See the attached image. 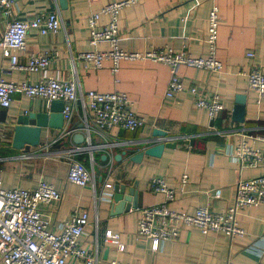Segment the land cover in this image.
Here are the masks:
<instances>
[{"label":"crops","instance_id":"obj_1","mask_svg":"<svg viewBox=\"0 0 264 264\" xmlns=\"http://www.w3.org/2000/svg\"><path fill=\"white\" fill-rule=\"evenodd\" d=\"M115 0H67L61 9L58 0H17L12 14L5 16L0 9V40L6 25L12 19H30L38 13L55 10L63 27L55 34H39L30 30L26 46L18 51V64L26 65L32 53L57 52L42 72L22 67L12 68L10 60L1 54L0 78L16 82L35 83L42 77L67 80L76 78L80 91H119L130 100V109L144 118L137 130L109 129L105 139L95 135L92 145L105 140L119 142L113 147V162L102 159L104 150H93L96 184L101 185L107 174L114 183L137 181V208L110 215V200L95 199L91 187H80L67 180L69 162L65 155L72 148L74 135L81 123L82 109L74 110L70 127L72 134L61 130L42 128L39 144L22 152L12 147L14 119L20 113L46 111L41 97L29 98L21 93L13 95L8 108H0V169L4 188H34L43 180L53 184L61 193L59 200L39 204L49 228L58 230L76 207L88 212L89 224L80 238L83 247L98 243L101 258L98 264H109L116 259L124 264H264V201L239 211L237 221L246 231L243 237H230L225 233L204 235L197 228L183 227L179 238L165 242L158 251L144 238H136L140 209L164 200L163 194L149 189L153 177H162L167 185L177 189L170 207L181 212H193L196 207L209 205L218 211L231 204L234 185L241 178L264 175V165L240 167L228 156L240 141L243 131L264 135V95L250 89L246 73L251 67L264 72V0H136L123 8L118 17L119 47L125 51H145L150 48L171 47L187 50L194 56H206L210 45L206 40L209 10L215 2L219 7V28L215 55L223 63L219 72L181 65L178 68L183 90L167 96L169 68L149 59L120 63L117 74L110 71V61L100 68L82 61L78 55L85 51L107 49L108 43L97 46L89 43L88 17L107 3ZM108 21L102 15L98 21ZM253 52V57L247 53ZM197 86L207 93H217L224 104L214 119L195 106V97L189 91ZM236 94H246L243 122L232 119ZM158 128L167 137L177 141L174 148H164L159 157L144 155L140 163L129 156L148 144H138L151 137ZM126 151L120 160L115 154ZM85 165L90 166L89 155L83 154ZM182 175L187 176L181 187ZM221 189L217 199L209 193ZM96 194L98 192L96 191ZM95 200L97 201L95 203ZM106 229L120 234L125 245L117 251L104 245ZM108 248L106 254L105 249Z\"/></svg>","mask_w":264,"mask_h":264},{"label":"built area","instance_id":"obj_2","mask_svg":"<svg viewBox=\"0 0 264 264\" xmlns=\"http://www.w3.org/2000/svg\"><path fill=\"white\" fill-rule=\"evenodd\" d=\"M17 0H0V9L5 16L12 14V8ZM136 2V0H115L104 5L100 10L92 13L87 19L89 43L97 46L107 42V49L85 51L78 58L100 68L105 61H110V71L117 74L123 60L135 61L149 59L166 65L169 68L170 78L167 83V96L183 90V82L178 68L181 65L202 68L208 71L219 72L223 63L216 57L215 48L220 22L219 7L213 2L207 24L206 40L210 45L206 56H194L187 50H174L171 47L150 48L145 51H125L119 47L118 17L120 11ZM102 15L108 17L104 26L98 21ZM63 27V21L55 10L36 14L30 19H12L6 25L0 40V50L3 57L10 60L12 68L22 67L29 71L42 72L57 52L45 51L32 53L26 65L18 64L17 52L26 46V38L30 30L39 34H55ZM248 52V57H253ZM248 86L258 94V100L264 95V72L259 67H251L246 73ZM195 97V106L207 112L209 119L224 109L217 93H207L197 86L189 88ZM16 93L24 94L29 98L41 97L46 105L52 100H62L64 117V134H72L70 123L80 104V129L84 135L82 143L68 149L65 153L69 166L67 180L80 187H91L95 199H110L113 191V182L107 174L97 191L93 150H104L106 161L110 165L114 156L111 152L119 142L105 140L92 145V137L97 135L105 139L109 129L117 127L123 130L134 131L145 123L143 117L130 109L128 96L119 91L99 92L88 90L80 91L76 78L67 80L54 77H42L35 83L29 81L16 82L0 78V108H8ZM70 125V126H69ZM241 139L228 156L240 167H258L264 165V135L243 131ZM173 140L171 137H156L155 141ZM89 155L90 166L78 159L80 155ZM187 176L182 175L181 187L186 183ZM149 189L163 194L164 200L140 209V217L136 238H144L151 244V250L158 251L167 241L177 240L183 227L197 228L202 234L225 233L230 237H243L246 231L237 221L239 211L248 206H257L264 201V175L251 178H241L234 185V195L231 204L215 211L209 205L196 207L193 212H181L170 207L176 198L177 189L169 187L162 177H153L149 181ZM96 191L98 194H96ZM211 199L221 195V189H214L209 193ZM61 193L46 181H39L34 188L2 186L0 169V264H98L101 253L98 243L94 247H83L80 238L90 219L88 212L76 207L70 217L65 220L58 230L49 228L39 204L59 200ZM97 201L95 200V203ZM264 240V239H263ZM104 245H112L117 251L125 249L120 234L106 229L102 236ZM109 264H124L116 259ZM227 264H234L227 262Z\"/></svg>","mask_w":264,"mask_h":264},{"label":"water","instance_id":"obj_3","mask_svg":"<svg viewBox=\"0 0 264 264\" xmlns=\"http://www.w3.org/2000/svg\"><path fill=\"white\" fill-rule=\"evenodd\" d=\"M61 9L67 7V0H58ZM246 94H236L235 104L232 109V119L237 122H243L245 117ZM64 102L62 100H52L46 107V111L20 113L14 119V134L12 139V147L22 152L30 151L31 147L37 146L40 140L42 128H50L62 130L64 128L63 110ZM83 123H79L77 129H82ZM73 131L74 127H70ZM167 132L158 128H154L151 137H165ZM74 142L82 143L84 140L83 133L74 135ZM138 144H148L143 146L129 156V160L140 163L144 155L159 157L164 148H174L177 144L176 140L155 141L153 139L141 140ZM126 151L115 154V160H120ZM107 155L103 153L102 159H106ZM137 181L133 183L120 182L116 180L113 183V191L110 200V215H117L128 212L131 208H137ZM108 248L105 249L106 254Z\"/></svg>","mask_w":264,"mask_h":264},{"label":"trees","instance_id":"obj_4","mask_svg":"<svg viewBox=\"0 0 264 264\" xmlns=\"http://www.w3.org/2000/svg\"><path fill=\"white\" fill-rule=\"evenodd\" d=\"M83 157H85L84 155H80L79 157H78V159L79 160H81L82 162H84L85 163V161H84V158Z\"/></svg>","mask_w":264,"mask_h":264},{"label":"rangeland","instance_id":"obj_5","mask_svg":"<svg viewBox=\"0 0 264 264\" xmlns=\"http://www.w3.org/2000/svg\"><path fill=\"white\" fill-rule=\"evenodd\" d=\"M100 190V185H97V191H99Z\"/></svg>","mask_w":264,"mask_h":264}]
</instances>
